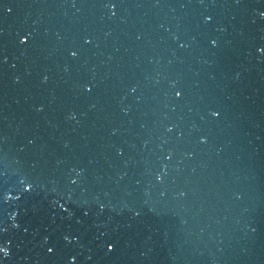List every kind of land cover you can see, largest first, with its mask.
I'll return each instance as SVG.
<instances>
[{"label": "water", "instance_id": "1", "mask_svg": "<svg viewBox=\"0 0 264 264\" xmlns=\"http://www.w3.org/2000/svg\"><path fill=\"white\" fill-rule=\"evenodd\" d=\"M0 264H264V0H0Z\"/></svg>", "mask_w": 264, "mask_h": 264}]
</instances>
